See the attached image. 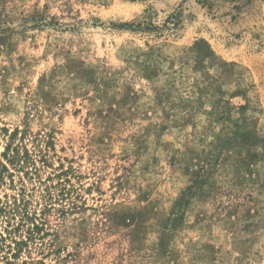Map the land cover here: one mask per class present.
I'll return each mask as SVG.
<instances>
[{
  "label": "rangeland",
  "instance_id": "374dc122",
  "mask_svg": "<svg viewBox=\"0 0 264 264\" xmlns=\"http://www.w3.org/2000/svg\"><path fill=\"white\" fill-rule=\"evenodd\" d=\"M0 264H264V0H0Z\"/></svg>",
  "mask_w": 264,
  "mask_h": 264
},
{
  "label": "trees",
  "instance_id": "16d2710c",
  "mask_svg": "<svg viewBox=\"0 0 264 264\" xmlns=\"http://www.w3.org/2000/svg\"><path fill=\"white\" fill-rule=\"evenodd\" d=\"M15 133H17V129H15L12 134L14 135Z\"/></svg>",
  "mask_w": 264,
  "mask_h": 264
}]
</instances>
